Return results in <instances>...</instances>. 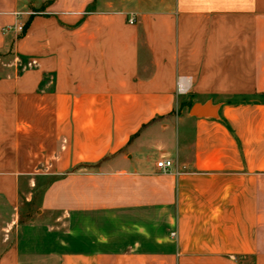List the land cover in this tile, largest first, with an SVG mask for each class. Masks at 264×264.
<instances>
[{
  "label": "crops",
  "instance_id": "crops-1",
  "mask_svg": "<svg viewBox=\"0 0 264 264\" xmlns=\"http://www.w3.org/2000/svg\"><path fill=\"white\" fill-rule=\"evenodd\" d=\"M9 52L0 264H264V0H0Z\"/></svg>",
  "mask_w": 264,
  "mask_h": 264
},
{
  "label": "rangeland",
  "instance_id": "rangeland-1",
  "mask_svg": "<svg viewBox=\"0 0 264 264\" xmlns=\"http://www.w3.org/2000/svg\"><path fill=\"white\" fill-rule=\"evenodd\" d=\"M25 23H26V21L25 20H23V18H22V15H19L18 17H17V20L14 22V25H19V24H22V25H24V29H23V31H21V32H17L16 30H12L11 32L12 33H14V34H16L17 36H16V38H20L21 36H22V34H24V30H25ZM16 54H15V52H9V53H7V54H5V55H2L1 57H2V59L0 60V71L2 72L3 70L2 69H4L6 66H5V64L3 63V62H6V61H8V62H14V63H16L15 65H16V68H18L19 70L20 69H22V68H24V64H23V60L20 58V59H17L16 57ZM16 61V62H15ZM15 65L13 66V67H15ZM1 160H4V157L3 158H0V162H1ZM1 169V168H0ZM0 213L1 214H3V217L5 218V219H10V217H11V215L13 214V211L11 210V211H6V209L4 208V210L2 209V211H0ZM170 214V213H169ZM168 214H164V216L166 217ZM27 216V214H20V219L21 220H23L25 217ZM169 216V215H168ZM4 218H1L0 217V236H2L1 235V232H3V228H4V226H5V222H4ZM2 239L3 238H5V237H1ZM0 238V239H1ZM4 248H5V246H3ZM1 249H3V248H0V250Z\"/></svg>",
  "mask_w": 264,
  "mask_h": 264
},
{
  "label": "built area",
  "instance_id": "built-area-1",
  "mask_svg": "<svg viewBox=\"0 0 264 264\" xmlns=\"http://www.w3.org/2000/svg\"><path fill=\"white\" fill-rule=\"evenodd\" d=\"M130 22H134V18H130ZM24 29V25H7L3 28L4 33L11 32L12 30H16L17 32H21ZM157 166L160 168L163 172H170L172 168L174 167V161L170 158H163L159 161H157ZM172 236H176L175 232H172Z\"/></svg>",
  "mask_w": 264,
  "mask_h": 264
},
{
  "label": "water",
  "instance_id": "water-1",
  "mask_svg": "<svg viewBox=\"0 0 264 264\" xmlns=\"http://www.w3.org/2000/svg\"><path fill=\"white\" fill-rule=\"evenodd\" d=\"M212 108L211 103L207 102L205 104L196 102L190 107V114L193 116H214L215 113L210 112Z\"/></svg>",
  "mask_w": 264,
  "mask_h": 264
},
{
  "label": "trees",
  "instance_id": "trees-1",
  "mask_svg": "<svg viewBox=\"0 0 264 264\" xmlns=\"http://www.w3.org/2000/svg\"><path fill=\"white\" fill-rule=\"evenodd\" d=\"M27 26V23H25V27Z\"/></svg>",
  "mask_w": 264,
  "mask_h": 264
}]
</instances>
